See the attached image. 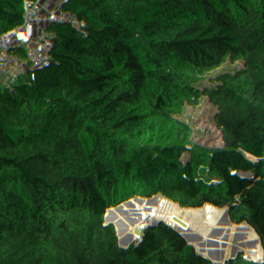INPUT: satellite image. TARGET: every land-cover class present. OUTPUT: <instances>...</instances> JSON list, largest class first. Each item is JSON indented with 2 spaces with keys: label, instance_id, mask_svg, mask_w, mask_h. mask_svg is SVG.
Returning <instances> with one entry per match:
<instances>
[{
  "label": "trees",
  "instance_id": "1",
  "mask_svg": "<svg viewBox=\"0 0 264 264\" xmlns=\"http://www.w3.org/2000/svg\"><path fill=\"white\" fill-rule=\"evenodd\" d=\"M199 1L0 0V120L3 103L38 86L95 30L157 23ZM258 2L223 4L237 23L232 37L214 31L225 14L215 4L180 21L194 49L174 51L181 62L165 59L166 75L131 80L122 93L92 91L95 119L78 104L79 89L30 103L35 113L16 140L40 155V167L24 155L1 158L0 264H146L131 246L153 227L174 264H264ZM163 55L156 35L121 36L97 43L83 68L117 75ZM178 192L195 197L153 219Z\"/></svg>",
  "mask_w": 264,
  "mask_h": 264
},
{
  "label": "built area",
  "instance_id": "2",
  "mask_svg": "<svg viewBox=\"0 0 264 264\" xmlns=\"http://www.w3.org/2000/svg\"><path fill=\"white\" fill-rule=\"evenodd\" d=\"M226 1L200 0L194 7L183 9L177 15L173 16L167 13L157 23L151 22L149 17H146L141 23L116 21L104 31L95 30L92 32L84 39L75 53L61 57L56 69L38 86L27 89L24 96L18 100L3 103L5 114L0 120V161L5 155H24L33 164L40 167V155L16 140L17 136L23 133L27 119L35 113L30 103L42 104L57 97H65L79 89L85 94V97L78 104L86 110L89 118L95 119L98 110L93 107L92 91L103 90L113 94L122 93L131 80L153 73L159 76L166 75L165 59L181 62L183 56H175L174 51L184 50L189 53L195 46L194 35L181 27L179 31H176L175 26H179L180 21L194 14L197 9L211 10L214 4L219 6V13H225L223 4ZM232 1L237 2L239 0ZM257 4L264 8V0H259ZM149 34L156 35L162 44L164 55L157 59L158 62L142 61L139 65L130 67L126 73L117 75L106 71L88 72L83 68V62L92 56L97 43L121 36H145ZM90 78L95 81L94 86L89 83ZM180 97L185 99L184 94H181ZM10 124L14 132L12 135L4 137L3 131ZM5 178L6 170L0 162V197L3 195Z\"/></svg>",
  "mask_w": 264,
  "mask_h": 264
},
{
  "label": "rangeland",
  "instance_id": "3",
  "mask_svg": "<svg viewBox=\"0 0 264 264\" xmlns=\"http://www.w3.org/2000/svg\"><path fill=\"white\" fill-rule=\"evenodd\" d=\"M249 7L250 4H246V8ZM257 16L258 15L253 16L248 22V25L254 22ZM216 20L218 26L214 29L216 33H224L226 36L229 37H232L235 34L237 30V23L233 21V17H230L228 16V14L225 13L223 16L217 17ZM246 26H243V28H245ZM175 28L176 31L180 30V26L178 25H176ZM243 35L244 34H242L241 36L242 38ZM249 43V41L246 42L248 46ZM194 197V192H178L169 200L158 205L152 213V218L155 219L157 217H163L166 215L163 210L166 209L169 205L175 203H184L189 200H192ZM168 243V238L162 234L160 229L158 227H153L148 235L137 236L133 245L131 246V249L140 256H142L146 264H174L167 251Z\"/></svg>",
  "mask_w": 264,
  "mask_h": 264
},
{
  "label": "crops",
  "instance_id": "4",
  "mask_svg": "<svg viewBox=\"0 0 264 264\" xmlns=\"http://www.w3.org/2000/svg\"><path fill=\"white\" fill-rule=\"evenodd\" d=\"M152 62H158L159 60H157V59H154V60H151ZM94 80L93 79H89V83L92 85V86H94ZM13 132H14V129H13V127L11 126V124L8 126V127H6L5 129H4V131H3V133L5 134H3L4 135V137H7V136H10V135H12L13 134Z\"/></svg>",
  "mask_w": 264,
  "mask_h": 264
}]
</instances>
